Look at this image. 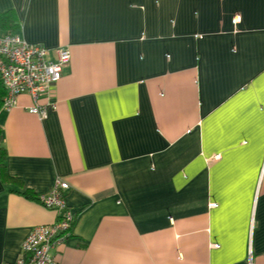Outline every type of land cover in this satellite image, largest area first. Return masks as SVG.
Segmentation results:
<instances>
[{
    "label": "crops",
    "instance_id": "crops-1",
    "mask_svg": "<svg viewBox=\"0 0 264 264\" xmlns=\"http://www.w3.org/2000/svg\"><path fill=\"white\" fill-rule=\"evenodd\" d=\"M29 43L70 53L42 96L0 104V264L75 213L55 264H264V0H0Z\"/></svg>",
    "mask_w": 264,
    "mask_h": 264
},
{
    "label": "built area",
    "instance_id": "built-area-1",
    "mask_svg": "<svg viewBox=\"0 0 264 264\" xmlns=\"http://www.w3.org/2000/svg\"><path fill=\"white\" fill-rule=\"evenodd\" d=\"M56 58H48L49 50L36 43H29L13 32L0 34V85L5 90L2 107L10 109L16 105L17 96L27 94L32 105L26 110L40 117L46 115L42 96H50V87L61 78L62 68L68 64V48L59 47ZM67 181L57 178L48 191L37 194L38 202L53 210L56 218L48 224L33 226L21 243L18 258L12 264H55L52 248L64 242L71 234L75 213L66 205ZM6 264V263H1Z\"/></svg>",
    "mask_w": 264,
    "mask_h": 264
},
{
    "label": "trees",
    "instance_id": "trees-1",
    "mask_svg": "<svg viewBox=\"0 0 264 264\" xmlns=\"http://www.w3.org/2000/svg\"><path fill=\"white\" fill-rule=\"evenodd\" d=\"M12 23V13H10V11H6L0 14V25L5 24L7 27H9ZM5 94V90L3 89V87L0 85V104L2 105V98ZM2 147L0 146V167H1V163L2 160L1 158L2 156ZM20 193H22L24 196L36 200L38 201V197L37 194L33 193L32 191H30L29 189L23 188L22 190L19 191Z\"/></svg>",
    "mask_w": 264,
    "mask_h": 264
}]
</instances>
